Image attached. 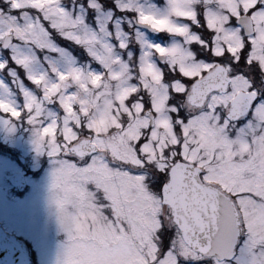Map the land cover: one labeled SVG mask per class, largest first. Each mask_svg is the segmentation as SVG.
Returning a JSON list of instances; mask_svg holds the SVG:
<instances>
[{
	"label": "snow or ice",
	"instance_id": "snow-or-ice-1",
	"mask_svg": "<svg viewBox=\"0 0 264 264\" xmlns=\"http://www.w3.org/2000/svg\"><path fill=\"white\" fill-rule=\"evenodd\" d=\"M0 119L61 264H264V0H0Z\"/></svg>",
	"mask_w": 264,
	"mask_h": 264
},
{
	"label": "rangeland",
	"instance_id": "rangeland-1",
	"mask_svg": "<svg viewBox=\"0 0 264 264\" xmlns=\"http://www.w3.org/2000/svg\"><path fill=\"white\" fill-rule=\"evenodd\" d=\"M59 41L64 40L57 37ZM0 139L8 142L12 151H20L25 158L24 164H18L6 156L0 157V216L31 243L36 252H32L31 257L35 258L37 264H61L67 237L59 224L57 209L51 199L53 165L50 158L35 151L32 128L25 121L15 120L9 125L0 119ZM22 165L39 173L35 177H27V190L13 202L6 178L10 171L19 170Z\"/></svg>",
	"mask_w": 264,
	"mask_h": 264
},
{
	"label": "water",
	"instance_id": "water-1",
	"mask_svg": "<svg viewBox=\"0 0 264 264\" xmlns=\"http://www.w3.org/2000/svg\"><path fill=\"white\" fill-rule=\"evenodd\" d=\"M23 161V158H20ZM9 181L19 189L25 184L20 172L10 174ZM26 253L21 242L13 235L7 234L0 228V264H26Z\"/></svg>",
	"mask_w": 264,
	"mask_h": 264
},
{
	"label": "flooded vegetation",
	"instance_id": "flooded-vegetation-1",
	"mask_svg": "<svg viewBox=\"0 0 264 264\" xmlns=\"http://www.w3.org/2000/svg\"><path fill=\"white\" fill-rule=\"evenodd\" d=\"M148 3H155L158 7H160L161 9H163V6H164V3H165V0H151V2H148ZM1 144H2V141L0 140V147H1ZM0 157H1V155H0ZM19 170L22 171V172L24 173L25 176L28 175V174L26 173V172H27V168H21V169H19ZM19 170H12V171L9 172V174H10L11 172L19 171ZM26 183H27V181H26ZM27 186H28V183L26 184V187H27ZM9 196H10V198H12V199H10V200H12L13 202H14L17 198L20 197V196H19V192H18V190H16V189L13 188V187H10V188H9ZM0 224H1V226H2L7 232H9V233H14L15 235H17L18 237L21 238V236L18 234V232L15 231L14 228L10 227V225L5 221V219H2L1 216H0ZM24 245H25L26 248H27V245L32 246L30 243H29V244H28V243H24ZM27 249H28V248H27Z\"/></svg>",
	"mask_w": 264,
	"mask_h": 264
},
{
	"label": "clouds",
	"instance_id": "clouds-1",
	"mask_svg": "<svg viewBox=\"0 0 264 264\" xmlns=\"http://www.w3.org/2000/svg\"><path fill=\"white\" fill-rule=\"evenodd\" d=\"M146 23L150 24V25H153L155 27H163L164 26V22H162V21H153L151 19V17L146 18Z\"/></svg>",
	"mask_w": 264,
	"mask_h": 264
},
{
	"label": "trees",
	"instance_id": "trees-1",
	"mask_svg": "<svg viewBox=\"0 0 264 264\" xmlns=\"http://www.w3.org/2000/svg\"><path fill=\"white\" fill-rule=\"evenodd\" d=\"M59 43L62 44L63 46L65 45L66 47H69L73 51L78 50V48L76 46H74L73 44H71L70 42H67V41H59Z\"/></svg>",
	"mask_w": 264,
	"mask_h": 264
}]
</instances>
